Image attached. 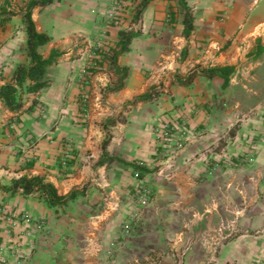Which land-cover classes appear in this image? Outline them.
Returning <instances> with one entry per match:
<instances>
[{
  "label": "crops",
  "instance_id": "1",
  "mask_svg": "<svg viewBox=\"0 0 264 264\" xmlns=\"http://www.w3.org/2000/svg\"><path fill=\"white\" fill-rule=\"evenodd\" d=\"M26 1L0 0V86L12 83L16 66L28 64L20 17ZM130 1L135 11L144 0ZM147 1L137 22L157 35L148 42L140 32L118 58L128 77L117 92L107 90L117 82L108 62L84 87L78 77L88 57L85 52L71 57L79 38L109 34L115 48L126 26L102 22L107 0H54L34 9L36 28L51 38L40 53L46 57L56 49L62 55L47 69L49 87L20 94L23 109L35 102L31 112H10L0 100V206L13 216L30 215L43 228L33 221L14 228L3 224L0 264H130L131 258L158 264L153 258L159 246L179 235L196 239L186 264H264V231L250 234L264 228V114L238 117L258 104L264 110V0H183L194 17L188 38L182 36L178 0ZM167 9L175 13L174 23H167ZM164 48L171 63L148 79V57L159 58ZM223 66L235 69L225 88L220 77L197 76L187 87L169 78ZM159 82L155 100L133 102ZM82 92L88 110L83 120ZM182 120L184 136L178 132L167 142L153 133L157 125ZM106 137V156L127 165L99 166ZM65 155L69 160L63 165ZM250 157L255 163H247ZM212 160L220 165L210 174ZM139 164L141 177L134 179ZM23 176L44 179L61 196L78 194L59 208L37 193L2 189ZM140 187L150 194L142 207L136 201ZM128 223L126 238L122 229ZM219 227H225L221 233ZM149 251L157 252L146 255ZM211 251L217 255L208 260ZM171 262L169 254L162 259V264Z\"/></svg>",
  "mask_w": 264,
  "mask_h": 264
},
{
  "label": "trees",
  "instance_id": "2",
  "mask_svg": "<svg viewBox=\"0 0 264 264\" xmlns=\"http://www.w3.org/2000/svg\"><path fill=\"white\" fill-rule=\"evenodd\" d=\"M54 0H27L23 12L20 13L21 21L24 26L26 34L25 55L28 59L27 65H18L14 69L12 74V83L0 86V100L5 104V107L10 112H31L35 102L33 101L30 106L23 109L20 94L26 93H38L39 91L49 87V80L47 79V69L56 64L57 59L62 55L56 49H52L48 56L44 57L40 53V48L48 44L51 38L44 32H40L33 21L32 14L35 8H47ZM148 1H142L135 9L133 14V22H137L142 13L144 12ZM179 6L183 11L182 19V36L188 38L194 30L193 22L194 17L183 0H178ZM13 15V13H11ZM140 31L122 30L118 32V43L115 48H110L104 57L108 62L110 68L117 76L116 85L109 88L108 92H117L124 87V80L127 79V69H119L117 66V60L120 56L127 54L130 51L131 41L140 35ZM259 51V46L256 49V53ZM182 51V57L184 56ZM235 69L230 66L223 67H210V68H195L191 70L185 76H179L177 74L169 77L171 82L178 85L187 87L190 86L193 80L197 76L212 79L214 77H220L224 80L223 88L227 86L230 77L234 74ZM161 93V88L151 89L148 93H145L133 102H151ZM233 130V129H232ZM231 131V130H230ZM109 143V137H106L101 144L102 155L98 161L99 166L103 164H110L118 162L124 165L118 158L107 157L105 150ZM136 170H141L138 167H134ZM3 190L14 192L21 190L24 195H31L34 193L44 197L47 204L50 207H64L69 201L73 200L78 192H71L67 196L58 195L55 187L40 177H20L17 180L12 181L9 187H2Z\"/></svg>",
  "mask_w": 264,
  "mask_h": 264
},
{
  "label": "rangeland",
  "instance_id": "3",
  "mask_svg": "<svg viewBox=\"0 0 264 264\" xmlns=\"http://www.w3.org/2000/svg\"><path fill=\"white\" fill-rule=\"evenodd\" d=\"M128 1L131 2L130 0H107L106 12H105V15L103 16L102 22L108 26H116V25L117 26L118 25L123 26V25H125L126 28H123L124 30L125 29L129 30V28H131L133 31H140L144 35L145 39H148L147 41L150 42L151 40H153L152 37L155 38L157 35L156 29H152V28L146 29L139 22L132 25L130 23V21H132L133 14L135 11H134V7L132 5L128 4ZM42 9H44V8H42ZM167 10H168L166 12V19L168 20L167 23L168 24L174 23L175 22V15H174L175 13L169 9H167ZM40 11L41 10H39V12ZM110 13H113L112 18H109ZM50 14H55V12L51 11ZM50 18L51 17H49V16L46 17L45 22L47 23L49 21V23H50ZM172 29H174V27H172ZM106 36H107V38H99L97 40L96 39L84 40V38H79L80 40H78L76 42L77 47L71 52V57H77V56L83 54L84 52H85L84 54L86 55V57H88V61L85 63V65L79 71V77H78L79 83H81L84 87L90 85L91 78L94 75H96L98 72H101L100 70H102V65L105 63L104 57L106 56L108 50L111 48V46H110L111 40L108 39L109 34L108 35L106 34ZM148 47H150V45H148ZM46 49L47 48H45V49L43 48V51H46ZM166 50H167V48H164L163 50H161V52L159 53V58H157V59L154 57H150V56L148 57L149 67L145 68L146 74L148 75L147 76L148 79L152 75L153 72L155 73L158 69H161L164 66L166 67L167 65H169V63H171L172 60L170 61V59L168 58ZM40 52L42 53V49L40 50ZM148 52H150V51H148ZM183 58L184 57H182V55L180 54V59H178L177 61L181 62V61H183ZM106 68H107V71H109V72L111 71L114 74L113 70L109 68L108 63H107ZM168 71H169L168 68H164L162 70V73L164 75L165 74L167 75ZM159 74H160V77H162L161 79H164L163 78L164 76L161 73H159ZM98 83H99V81H98ZM111 87H109V88H111ZM154 87L156 89H160V88L162 89V83L159 82ZM157 87H160V88H157ZM263 96H264V92H262V98H263ZM86 101H87L86 93L82 92V94L80 96L81 106H80V110H79V114L81 115L82 120L85 119L84 117L87 116V112H88L87 107H86V104H87ZM261 105L262 104H258L254 107L244 109V111H242V113H240L238 117L241 120H247L252 115H255L257 112L259 113L261 110H262V113L264 114V110L262 109ZM115 119L120 120L121 118L116 117ZM167 123L170 124V122H167ZM162 124H165V123H162ZM162 124L157 125L153 128V133L155 136H158V137L160 136L158 134L157 130L160 128V126ZM173 124L176 125L177 127L180 126V127H178V130L176 133L180 132V135L184 136V134H185L184 129L186 127V124L183 127L181 126L182 125L181 122L179 124H175V123H173ZM176 133H174V135ZM173 136H172V139H173ZM182 139H183L182 141H186L185 138H182ZM34 144H36L35 141H33V144L30 143V148H33ZM182 144H183V142H182ZM68 160H69V157H67L65 155L62 159V164L63 165L67 164ZM32 161H34V159L30 158V161L28 163H32ZM246 161L248 164L255 163V161L253 160L252 157L246 158ZM215 165H217L219 167L220 161H218V160H212L211 161V165L209 167V173L210 174H213L217 171L218 167L216 168V170H214V171L212 170V168ZM136 167L140 168L141 165L139 164ZM136 173L138 174V177H135ZM132 174H133L134 179H139L141 177L140 176V170H134ZM138 190L139 191H138V194L136 197V201L142 207L143 205H145L149 202L150 194H149V190L146 187H143V188L140 187V188H138ZM258 195H260V194L258 193ZM22 215H24V214H21L19 216L10 215V214H8L7 209L5 207L0 206V230L3 228V224H5L9 228H11L9 226V223L7 222V220H5L6 217L17 219L18 223H19L21 221ZM135 216L133 215L132 218L134 219ZM133 219L131 220L132 222L134 221ZM32 221H33V219H32ZM33 222L38 226V224L36 223L38 221H33ZM9 228H8V230H10ZM41 228H43V225ZM41 228L37 227V229H39V230ZM224 228L219 227L217 233H221V231H223ZM122 230H123V236L126 238L129 237L131 234L130 223L124 225ZM262 231H264V228L260 229V230H256L250 234H251V236L257 237L258 235H262ZM194 241H196V239L194 237H192V238L190 236H185V237L181 236L180 237V235L175 236V239L172 238V240H167V242L164 241V244L162 246L161 245L159 246L158 252L157 251H155V252L149 251V252H147L146 255L154 254L157 252V257H154L153 259L155 260V258H156L157 262L156 261L155 262L158 264H162V259L166 254H169V257L172 259V262L170 264H186L185 263V257L188 254V252H189L188 250L190 249V247L192 246ZM111 247H113V246H111ZM111 254H112V252L110 250L107 255L111 256ZM216 255H217V252L211 251L210 253H208V260H211ZM208 260L206 262H208ZM137 263L138 262H137V260H135V258L130 259V264H137Z\"/></svg>",
  "mask_w": 264,
  "mask_h": 264
},
{
  "label": "built area",
  "instance_id": "4",
  "mask_svg": "<svg viewBox=\"0 0 264 264\" xmlns=\"http://www.w3.org/2000/svg\"><path fill=\"white\" fill-rule=\"evenodd\" d=\"M113 17V13H110L109 14V18H112ZM182 123V127L186 124L185 121H181ZM180 127V126H178ZM178 127L176 125H174L173 123H165V124H162L160 126V128L157 130L158 134L160 135L159 137H161L162 139L166 140V141H171L172 140V136L174 135V133L177 132L178 130ZM179 147H181V144H179ZM218 166L215 165L212 170H216ZM135 177H138V174L136 173L135 174ZM5 220H7V222L9 223V226L11 228H14L15 226H17L18 224V220L17 219H13V218H10V217H6ZM21 221L25 222V223H30L32 221V218L27 215V214H24L21 216ZM38 224V228H41L42 225L41 223L39 222H36Z\"/></svg>",
  "mask_w": 264,
  "mask_h": 264
}]
</instances>
